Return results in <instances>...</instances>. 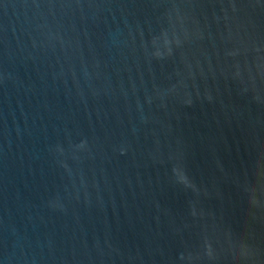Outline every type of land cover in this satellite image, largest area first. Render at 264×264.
I'll list each match as a JSON object with an SVG mask.
<instances>
[{"label":"water","instance_id":"water-1","mask_svg":"<svg viewBox=\"0 0 264 264\" xmlns=\"http://www.w3.org/2000/svg\"><path fill=\"white\" fill-rule=\"evenodd\" d=\"M0 264H264V0H0Z\"/></svg>","mask_w":264,"mask_h":264}]
</instances>
